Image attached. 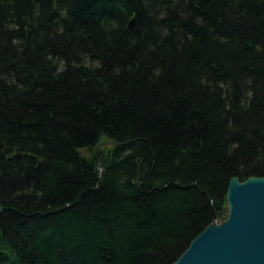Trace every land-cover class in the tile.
<instances>
[{"label":"trees","instance_id":"16d2710c","mask_svg":"<svg viewBox=\"0 0 264 264\" xmlns=\"http://www.w3.org/2000/svg\"><path fill=\"white\" fill-rule=\"evenodd\" d=\"M0 142V264H171L264 177V0H0Z\"/></svg>","mask_w":264,"mask_h":264},{"label":"water","instance_id":"95a60500","mask_svg":"<svg viewBox=\"0 0 264 264\" xmlns=\"http://www.w3.org/2000/svg\"><path fill=\"white\" fill-rule=\"evenodd\" d=\"M134 24L132 18L129 27ZM121 144L101 140L94 149ZM226 207V216L207 224L171 264H264V177H231Z\"/></svg>","mask_w":264,"mask_h":264}]
</instances>
